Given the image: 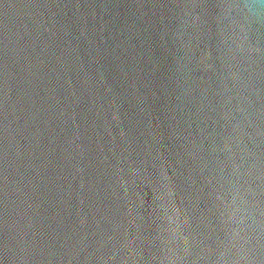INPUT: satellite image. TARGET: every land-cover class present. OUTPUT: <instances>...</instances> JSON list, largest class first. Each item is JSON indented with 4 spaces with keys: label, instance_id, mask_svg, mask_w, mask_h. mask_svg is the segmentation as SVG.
I'll return each mask as SVG.
<instances>
[{
    "label": "water",
    "instance_id": "1",
    "mask_svg": "<svg viewBox=\"0 0 264 264\" xmlns=\"http://www.w3.org/2000/svg\"><path fill=\"white\" fill-rule=\"evenodd\" d=\"M0 264H264V0H0Z\"/></svg>",
    "mask_w": 264,
    "mask_h": 264
}]
</instances>
